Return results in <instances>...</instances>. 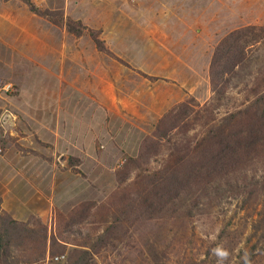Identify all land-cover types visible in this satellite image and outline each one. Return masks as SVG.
<instances>
[{
	"label": "rangeland",
	"instance_id": "obj_1",
	"mask_svg": "<svg viewBox=\"0 0 264 264\" xmlns=\"http://www.w3.org/2000/svg\"><path fill=\"white\" fill-rule=\"evenodd\" d=\"M2 1L20 28L12 35L36 28L30 63L20 58L28 42L0 48V59L12 65L8 71L0 63V117L30 115L18 131H33L28 151L38 160L36 213L16 220L0 201L7 264H264L263 211L244 197L222 196L184 214L183 199L135 220L115 212L121 193H132L126 158L138 156L170 108L210 99L216 45L239 29L264 30V0H214L213 10L167 26L152 25L161 22L151 12L157 6L145 0H30L45 16L19 0ZM68 24L83 34L68 33ZM258 69L231 82L236 87L221 97L217 116L251 101L248 88L264 78ZM1 142L2 154L6 144L32 156L13 136ZM7 218L19 225L3 227ZM60 255V263L48 260Z\"/></svg>",
	"mask_w": 264,
	"mask_h": 264
},
{
	"label": "trees",
	"instance_id": "obj_2",
	"mask_svg": "<svg viewBox=\"0 0 264 264\" xmlns=\"http://www.w3.org/2000/svg\"><path fill=\"white\" fill-rule=\"evenodd\" d=\"M19 1L31 13L45 16L30 0ZM65 27L68 33L83 34L69 24ZM90 38L96 47L102 46L93 34ZM254 66L259 67L257 77L263 76L262 28L239 29L216 45L208 67L210 99L202 106L189 99L170 108L152 137L143 141L138 156L126 158L124 169L131 167L134 173L129 178L132 193H121L117 215L140 219L158 210L166 212L183 199L187 201L179 205L188 207L182 213H190L197 204L203 206L222 196L257 202L264 215V78L248 88L251 101L245 100L221 117L214 113L221 97L236 87L231 82L246 79ZM8 225L16 228L19 224L7 218L3 227ZM1 232L0 259L7 264Z\"/></svg>",
	"mask_w": 264,
	"mask_h": 264
},
{
	"label": "crops",
	"instance_id": "obj_3",
	"mask_svg": "<svg viewBox=\"0 0 264 264\" xmlns=\"http://www.w3.org/2000/svg\"><path fill=\"white\" fill-rule=\"evenodd\" d=\"M100 1V0H99ZM108 4H114L115 0H102ZM139 1V0H136ZM146 3L156 4V19L160 23H153L154 26H167L170 20L178 18L179 20L195 19L197 11L213 10L212 5L214 0H145ZM208 5V7H206ZM199 6V7H198ZM151 17L153 18L152 14ZM154 19V18H153ZM152 20V19H151ZM192 24V23H191ZM14 23V14L12 9L0 0V48H3L4 43H25L28 42V51L20 54V58H26L30 63L31 60L36 59V51L31 49V42H36V28L33 25V34L12 35L14 29H20ZM151 25V24H150ZM183 25H189L188 22ZM127 26V24H123ZM29 28H31L29 26ZM22 32V31H21ZM32 38V39H31ZM3 54V52H0ZM2 55H0L1 57ZM0 63L5 66L8 71L12 70V65L5 60L0 59ZM8 81L9 77L5 79ZM18 114L1 115L0 117V147L2 139L6 135L13 136L15 143L23 148V152H27L29 148L34 149L33 131L23 132L18 131L21 120L30 118V115L25 114V111H20ZM25 114V116L23 115ZM14 127L15 131L12 128ZM9 133L7 134V131ZM22 134V135H21ZM4 153L0 154V201L1 209L9 214L13 219L25 221L30 218L33 213H36V198H37V165L38 160L33 152L28 151L32 156H24L21 152H16L5 144Z\"/></svg>",
	"mask_w": 264,
	"mask_h": 264
},
{
	"label": "built area",
	"instance_id": "obj_4",
	"mask_svg": "<svg viewBox=\"0 0 264 264\" xmlns=\"http://www.w3.org/2000/svg\"><path fill=\"white\" fill-rule=\"evenodd\" d=\"M10 88V86H6L3 88V90L7 91L8 89ZM2 153V149L0 147V154ZM50 261H52L53 263H60L64 260V256H55V257H52L50 259H48Z\"/></svg>",
	"mask_w": 264,
	"mask_h": 264
},
{
	"label": "water",
	"instance_id": "obj_5",
	"mask_svg": "<svg viewBox=\"0 0 264 264\" xmlns=\"http://www.w3.org/2000/svg\"><path fill=\"white\" fill-rule=\"evenodd\" d=\"M61 161H63V159Z\"/></svg>",
	"mask_w": 264,
	"mask_h": 264
}]
</instances>
